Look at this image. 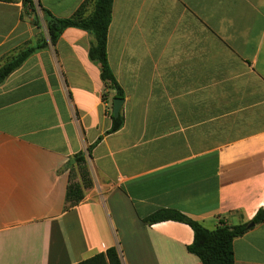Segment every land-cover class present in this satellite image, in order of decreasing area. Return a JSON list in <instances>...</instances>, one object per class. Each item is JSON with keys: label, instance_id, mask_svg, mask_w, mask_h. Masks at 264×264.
Listing matches in <instances>:
<instances>
[{"label": "crops", "instance_id": "0c3cea01", "mask_svg": "<svg viewBox=\"0 0 264 264\" xmlns=\"http://www.w3.org/2000/svg\"><path fill=\"white\" fill-rule=\"evenodd\" d=\"M38 1L70 18L87 0ZM23 12L0 1V66L45 34ZM91 41L68 28L0 85V264H79L112 247L122 264H202L189 225L144 220L172 209L215 230L264 208V0H114L125 125L110 135ZM100 138L92 186L70 206L82 180L69 162ZM234 252L264 264V224Z\"/></svg>", "mask_w": 264, "mask_h": 264}, {"label": "trees", "instance_id": "16d2710c", "mask_svg": "<svg viewBox=\"0 0 264 264\" xmlns=\"http://www.w3.org/2000/svg\"><path fill=\"white\" fill-rule=\"evenodd\" d=\"M3 2H14L16 0H0ZM23 16L32 18V24L39 29H45V34L40 35L34 43H28L13 56L7 58L0 66V85L35 53L51 46H56L58 40L68 28H77L88 32L92 36L89 58L101 66V79L104 85L102 98L107 104V113L112 118V127L107 135L120 131L125 125L124 113L119 116L113 114V101L117 98L125 99V93L118 83L108 59V32L112 22L114 0H87L79 10L70 18H58L43 7L38 0H22ZM93 3L94 9L87 15V8ZM112 92V100L110 99ZM111 104L110 106L108 104ZM100 138L88 149V153L81 152L74 156L69 162V169L73 171L74 164L77 165L82 185L71 182L67 203L70 206L80 203L85 196L84 189L92 186L90 174L87 167V157L90 156L95 145L101 142ZM165 221H176L189 225L194 232V242L189 246L190 253L196 255L202 264H236L234 242L244 236L255 226L264 224V208H261L256 216L248 223L229 226L221 221V226L210 230L189 216L172 209H162L147 217L144 222L153 225ZM250 224H254L249 228ZM79 264H122L121 256L116 247L108 249L105 253L81 262Z\"/></svg>", "mask_w": 264, "mask_h": 264}, {"label": "water", "instance_id": "95a60500", "mask_svg": "<svg viewBox=\"0 0 264 264\" xmlns=\"http://www.w3.org/2000/svg\"><path fill=\"white\" fill-rule=\"evenodd\" d=\"M123 103H124V99H120V98H117L114 100V109H113V112H114V116L117 117L119 116L120 114V110L123 106ZM254 224H250L249 225V228L253 227Z\"/></svg>", "mask_w": 264, "mask_h": 264}, {"label": "rangeland", "instance_id": "374dc122", "mask_svg": "<svg viewBox=\"0 0 264 264\" xmlns=\"http://www.w3.org/2000/svg\"><path fill=\"white\" fill-rule=\"evenodd\" d=\"M112 94V92H110V95Z\"/></svg>", "mask_w": 264, "mask_h": 264}]
</instances>
